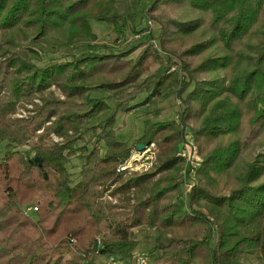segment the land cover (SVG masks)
Instances as JSON below:
<instances>
[{
    "label": "trees",
    "instance_id": "16d2710c",
    "mask_svg": "<svg viewBox=\"0 0 264 264\" xmlns=\"http://www.w3.org/2000/svg\"><path fill=\"white\" fill-rule=\"evenodd\" d=\"M142 1L0 0V264H132L133 230L151 241L149 264H264V0L144 1L158 45L95 43L91 20L118 39L139 35ZM47 54L61 60L38 65ZM35 97L34 114L15 117ZM171 97L177 119H144L133 142L156 146L155 168L117 171L130 147L116 114L156 115ZM191 120L202 162L186 192L178 152ZM83 129L94 145L73 184L66 166Z\"/></svg>",
    "mask_w": 264,
    "mask_h": 264
},
{
    "label": "rangeland",
    "instance_id": "374dc122",
    "mask_svg": "<svg viewBox=\"0 0 264 264\" xmlns=\"http://www.w3.org/2000/svg\"><path fill=\"white\" fill-rule=\"evenodd\" d=\"M151 0H143L136 17V29L142 30V32L139 35H132L130 32H127L124 38L118 39L116 37V34L112 30V28L107 25L104 22H97L94 20L89 21L90 27L92 29V32L96 35V41L95 43L98 45H105L107 47H120L123 48L127 43H129L132 40L137 41H148L151 40L153 44L158 45V41L156 39L158 33H159V26L149 20L145 16V10L147 8V3ZM108 51H104L106 53ZM137 52L133 53L130 58H134ZM55 60H61L60 55L58 54H47L42 55L41 62L37 63L38 65H44L48 62L55 61ZM192 90V86L189 87V89L186 91V93H189ZM185 93V94H186ZM183 95V97L185 96ZM92 96H100L99 94H92ZM110 106L113 110L114 108V102L110 101ZM37 105H40V99L35 97L30 102L21 103L16 108V114L15 117L26 119L34 114L35 107ZM182 109L181 101L178 98L171 97L168 100L164 101L163 103L158 105V113L159 114H150V113H144V112H136V114L132 113L128 116H123L121 113H117V127H122L120 130L116 132V137L118 140L126 141L128 146L130 147V156L129 158L118 167L117 171L123 172V173H143L147 172L150 169H154L156 166V146L153 145L151 148H148L149 150L144 154H136L133 153L135 150H137L134 147V140L141 135L142 129H143V120L151 118L154 121L157 122H164L169 121L173 119H177V116L179 115L180 111ZM187 128L185 129V138L183 139V144L187 147L186 153H189V166L192 171L190 178L187 179L186 184H190L192 186L195 184L196 180H193L194 171L200 166L202 159L198 155V150L196 147V144L192 138V135L190 133L191 127L195 126L194 121H189L187 123ZM124 126V127H123ZM54 142L60 141L57 137L54 135H51L50 138ZM94 145V137L93 133L87 129H83L81 133L76 138V142L74 144V148L76 149V156L71 158L67 164V169L69 173H71V179L72 183L74 184L77 182L79 178V168L81 166V160L79 158V155L82 153L81 148L85 146L88 150L91 149V147ZM98 147L101 151V154L104 153V146L102 143L98 144ZM27 147L20 148L19 150H27ZM6 150V143H0V159L3 157V154ZM146 149L143 147L140 152L145 151ZM260 151V148L258 147V144L253 142L249 145V147L244 151V155L248 160H252L254 156ZM180 158L184 159L185 163H187V159L180 156ZM181 172V171H180ZM195 179V178H194ZM181 180V178H180ZM184 184L185 182L182 181ZM187 187L184 185V190ZM189 189V190H190ZM186 191V190H185ZM35 206V205H34ZM28 216L30 217H36V214L34 212H28ZM132 238L138 240V247L133 251V262L132 264H136V255L137 254H147L148 250L151 249L152 244L149 240L142 239L137 233L136 230H133ZM98 243V241H97ZM98 249V248H97ZM113 256L115 259V264H126L119 260V258L112 254V255H100L98 258H96L93 262V264H106V261L109 257ZM148 259V257H147ZM149 264V260H148Z\"/></svg>",
    "mask_w": 264,
    "mask_h": 264
},
{
    "label": "built area",
    "instance_id": "2783aa9c",
    "mask_svg": "<svg viewBox=\"0 0 264 264\" xmlns=\"http://www.w3.org/2000/svg\"><path fill=\"white\" fill-rule=\"evenodd\" d=\"M148 148H151V147H148ZM148 148H145L146 150L143 151V152H140V150L137 149L133 153H135V155L137 153L141 154V155H144L149 150ZM186 149H187V147L183 144L182 148L178 152V155L183 157V158H186L187 159V164H188V162H189V153L185 152ZM182 174H184L185 186L187 187L185 190L187 192V191H189L191 185L190 184H186L187 178L185 176V171L184 170L182 171ZM36 209L37 208L35 206L34 207H28L27 211H31V210L36 211ZM135 258H136V260H135L136 264H148V259H147L145 254H137ZM106 264H115L114 257L113 256L109 257L107 259V261H106Z\"/></svg>",
    "mask_w": 264,
    "mask_h": 264
},
{
    "label": "water",
    "instance_id": "95a60500",
    "mask_svg": "<svg viewBox=\"0 0 264 264\" xmlns=\"http://www.w3.org/2000/svg\"><path fill=\"white\" fill-rule=\"evenodd\" d=\"M143 147H144L143 145H138V146H137V149H138V150H142ZM35 161H37V158L35 159ZM39 165H40V164H39ZM97 248H98V243H95V245H94V249L97 250Z\"/></svg>",
    "mask_w": 264,
    "mask_h": 264
}]
</instances>
